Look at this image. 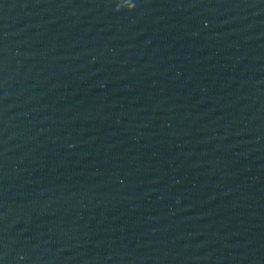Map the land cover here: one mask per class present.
Segmentation results:
<instances>
[{"label":"water","instance_id":"95a60500","mask_svg":"<svg viewBox=\"0 0 264 264\" xmlns=\"http://www.w3.org/2000/svg\"><path fill=\"white\" fill-rule=\"evenodd\" d=\"M0 264H264V0H0Z\"/></svg>","mask_w":264,"mask_h":264},{"label":"clouds","instance_id":"9594fccd","mask_svg":"<svg viewBox=\"0 0 264 264\" xmlns=\"http://www.w3.org/2000/svg\"><path fill=\"white\" fill-rule=\"evenodd\" d=\"M132 9V8H131ZM131 9H129V10H131Z\"/></svg>","mask_w":264,"mask_h":264}]
</instances>
